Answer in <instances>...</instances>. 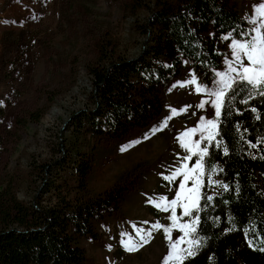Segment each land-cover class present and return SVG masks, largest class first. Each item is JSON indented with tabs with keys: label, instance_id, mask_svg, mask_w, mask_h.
<instances>
[{
	"label": "rangeland",
	"instance_id": "rangeland-1",
	"mask_svg": "<svg viewBox=\"0 0 264 264\" xmlns=\"http://www.w3.org/2000/svg\"><path fill=\"white\" fill-rule=\"evenodd\" d=\"M159 1L178 0H0V189L11 185L18 200L30 201L38 186L30 166L51 158L69 115L84 107V94L91 90L88 66L102 53L139 55L143 24ZM229 2L264 33V18L255 12L264 0ZM243 66L250 65L243 53L237 59L233 42L213 84H203L186 63L162 91L158 116L123 137L90 144L95 151L89 196L120 185L124 197L115 211L94 222V239H79L84 264L182 263L194 220L188 208L196 203L193 197L185 204L181 199L190 175L187 161L211 142L217 106ZM173 200L174 208L157 207ZM127 241L139 247L127 251Z\"/></svg>",
	"mask_w": 264,
	"mask_h": 264
},
{
	"label": "trees",
	"instance_id": "trees-1",
	"mask_svg": "<svg viewBox=\"0 0 264 264\" xmlns=\"http://www.w3.org/2000/svg\"><path fill=\"white\" fill-rule=\"evenodd\" d=\"M141 32L146 39L135 58L102 53L88 66L84 107L69 115L51 158L30 166L38 184L30 201L18 200L11 185L0 189V264H84L79 239H94V222L124 197L120 185L89 196L90 144L123 137L158 116L162 91L186 63L203 84L215 83L230 43L254 36L229 0L156 2ZM262 89L241 78L228 87L211 142L187 161L181 199L196 203L188 208L194 220L181 264H264Z\"/></svg>",
	"mask_w": 264,
	"mask_h": 264
},
{
	"label": "snow or ice",
	"instance_id": "snow-or-ice-1",
	"mask_svg": "<svg viewBox=\"0 0 264 264\" xmlns=\"http://www.w3.org/2000/svg\"><path fill=\"white\" fill-rule=\"evenodd\" d=\"M256 13H259L261 18H264V4L260 5L257 9H255ZM251 23L256 24L257 21L253 19ZM253 31L258 33L255 36H252L249 40L245 42H233V48L235 51V54L237 56V59L240 58V54L243 53V56L248 61V64L250 66H243V73L241 75V79L243 81H246L248 84H251L253 88H258L260 85H264V33H261V30L259 27L253 28ZM229 71H235L231 66H229ZM219 93L217 94V99H219ZM260 95H264V89L260 91ZM217 114L219 115V107L217 106ZM208 124L211 126H215L212 121H208ZM184 135H188V133H185ZM125 149H122V151ZM179 174V173H176ZM174 174V175H176ZM174 178V177H173ZM188 177L186 176L185 179ZM183 187V185H181ZM177 196H180V193H177ZM177 201L173 200L170 204L164 203L161 201L157 204V207H160L163 205L164 210H167L169 207H173L176 205ZM185 215H188V210H185ZM156 227H159L157 225ZM185 228L188 227V225L184 226ZM193 231L195 229H192ZM168 231L167 229L165 230ZM124 246L127 251H134L139 246L135 244L132 241L124 242ZM174 249L176 245L174 244L172 246ZM189 255H193L194 253L189 251Z\"/></svg>",
	"mask_w": 264,
	"mask_h": 264
}]
</instances>
